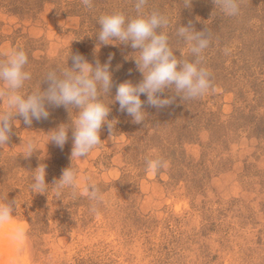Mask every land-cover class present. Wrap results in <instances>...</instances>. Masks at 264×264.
<instances>
[{
  "label": "rangeland",
  "instance_id": "rangeland-1",
  "mask_svg": "<svg viewBox=\"0 0 264 264\" xmlns=\"http://www.w3.org/2000/svg\"><path fill=\"white\" fill-rule=\"evenodd\" d=\"M236 3L230 15L215 0H147L144 11L167 20L178 58L196 59L181 28L208 34L200 66L210 88L195 99L165 89L171 103L145 102L144 120L135 123L114 96L119 83L142 80L139 53L97 38L99 17H134L135 0H0V62L14 49L26 53L31 78L22 92L42 91L50 71L72 66L71 53L108 63L113 79L103 97L112 129L102 126L85 158L71 162V127L63 148L48 143L76 109L48 104L50 119L31 125L13 118L0 146V203L13 202L9 218L23 228L19 264H264V0ZM28 138L38 149L25 157ZM152 160L162 162L155 172ZM70 165L78 187L57 195L54 182ZM38 166L46 170L43 193L32 188Z\"/></svg>",
  "mask_w": 264,
  "mask_h": 264
},
{
  "label": "clouds",
  "instance_id": "clouds-1",
  "mask_svg": "<svg viewBox=\"0 0 264 264\" xmlns=\"http://www.w3.org/2000/svg\"><path fill=\"white\" fill-rule=\"evenodd\" d=\"M92 0H82L86 6H91ZM225 10L233 15L238 10L236 0H215ZM147 0H135L136 15L127 17L123 12L114 11L101 15L98 19L100 31L98 40L103 44L110 41L130 44L138 56H133L142 80L138 84L124 81L116 85L114 100L119 103L121 111L132 117L133 122L144 120L145 102L153 107H163L171 103V98L162 96L165 89H172L182 99H195L202 96L210 88L209 73L200 66V54L208 46V34L193 31L187 27L179 30V34L192 42L191 53L196 59L189 61L178 58L169 46V37L164 31L167 25L165 17L157 12L146 13L144 6ZM72 66L57 74L50 71L46 80L48 87L42 91L22 92L24 82L29 80L30 73L25 71L28 56L23 50L14 49L7 54L6 60L0 62V81L5 87L0 88V101L6 104V110L0 111V146L8 144L14 117L20 116L26 125H31L33 119H46L49 111L46 105L65 106L76 109V116L71 117V124L61 123L50 131L48 143L53 142L63 148L68 140L69 127L72 129L73 159L85 158L90 151L101 142L100 130L107 124L112 129L108 119L110 108L103 100L104 95H110L113 88L112 73L109 64L95 65L80 54H70ZM68 57V59H69ZM146 101L141 100V95ZM35 138L24 141V156H30L37 150ZM72 165V163H71ZM62 170L61 176L54 182L57 195L66 188L78 187L76 171L72 166ZM162 166L160 160L149 161L148 167L155 172ZM45 166H38L33 175V191L43 193L47 190ZM88 192V189L85 188ZM90 198L97 199L98 193L88 192ZM13 202L0 203V221L8 219L13 213Z\"/></svg>",
  "mask_w": 264,
  "mask_h": 264
},
{
  "label": "bare ground",
  "instance_id": "bare-ground-1",
  "mask_svg": "<svg viewBox=\"0 0 264 264\" xmlns=\"http://www.w3.org/2000/svg\"><path fill=\"white\" fill-rule=\"evenodd\" d=\"M0 227V264H19L17 252L25 244L22 226L8 218L0 221Z\"/></svg>",
  "mask_w": 264,
  "mask_h": 264
},
{
  "label": "trees",
  "instance_id": "trees-1",
  "mask_svg": "<svg viewBox=\"0 0 264 264\" xmlns=\"http://www.w3.org/2000/svg\"><path fill=\"white\" fill-rule=\"evenodd\" d=\"M58 74H60V73L58 72ZM48 83H49V82L46 80V81L43 82V83L40 82V83H39V86L41 85V89H42V90H45V89L48 87ZM47 118L50 119V116H48Z\"/></svg>",
  "mask_w": 264,
  "mask_h": 264
}]
</instances>
